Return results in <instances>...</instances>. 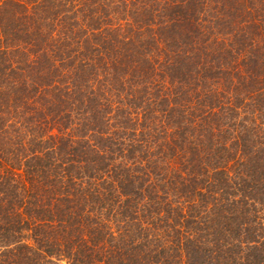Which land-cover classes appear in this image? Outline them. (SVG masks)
I'll return each mask as SVG.
<instances>
[{
	"label": "trees",
	"instance_id": "1",
	"mask_svg": "<svg viewBox=\"0 0 264 264\" xmlns=\"http://www.w3.org/2000/svg\"><path fill=\"white\" fill-rule=\"evenodd\" d=\"M0 264H264V0H0Z\"/></svg>",
	"mask_w": 264,
	"mask_h": 264
}]
</instances>
